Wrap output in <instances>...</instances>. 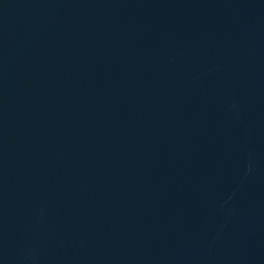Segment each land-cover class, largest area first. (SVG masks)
I'll use <instances>...</instances> for the list:
<instances>
[{"label":"water","instance_id":"obj_1","mask_svg":"<svg viewBox=\"0 0 264 264\" xmlns=\"http://www.w3.org/2000/svg\"><path fill=\"white\" fill-rule=\"evenodd\" d=\"M0 264H264V0H0Z\"/></svg>","mask_w":264,"mask_h":264}]
</instances>
